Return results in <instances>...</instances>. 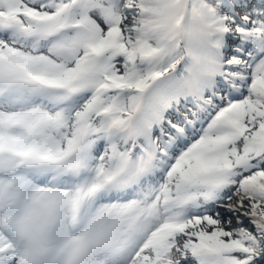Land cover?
Masks as SVG:
<instances>
[{
    "label": "snow or ice",
    "instance_id": "6c2138e0",
    "mask_svg": "<svg viewBox=\"0 0 264 264\" xmlns=\"http://www.w3.org/2000/svg\"><path fill=\"white\" fill-rule=\"evenodd\" d=\"M0 264H264V0H0Z\"/></svg>",
    "mask_w": 264,
    "mask_h": 264
}]
</instances>
